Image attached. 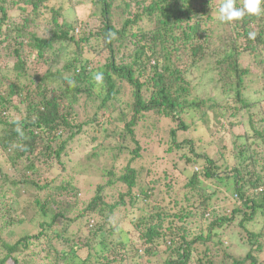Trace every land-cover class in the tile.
<instances>
[{
    "label": "trees",
    "instance_id": "trees-1",
    "mask_svg": "<svg viewBox=\"0 0 264 264\" xmlns=\"http://www.w3.org/2000/svg\"><path fill=\"white\" fill-rule=\"evenodd\" d=\"M52 1L0 0V155L8 162L0 167V264H109L99 253L120 256L119 264H264V102L245 96L254 81L264 93V12L222 23L216 0H90L91 21L70 23ZM215 24L225 33L211 49ZM81 101L95 106L84 122ZM190 114L196 119L186 125ZM147 115L176 125L164 150L179 154L171 170L136 168L135 147L120 169L100 174L102 182L65 167L56 172L83 127L97 133L94 141L114 138L109 151L118 157L123 140L137 144L134 128ZM207 117L221 131L217 139L203 123L207 139L177 140L179 129ZM120 123L123 133H115ZM195 144L216 148L207 154ZM175 167L192 169L182 198L167 183ZM79 178L89 182L84 195ZM125 200L134 230L114 241L108 220L123 214ZM235 221L243 257L228 253L220 237ZM215 255L228 260L216 263Z\"/></svg>",
    "mask_w": 264,
    "mask_h": 264
},
{
    "label": "rangeland",
    "instance_id": "rangeland-1",
    "mask_svg": "<svg viewBox=\"0 0 264 264\" xmlns=\"http://www.w3.org/2000/svg\"><path fill=\"white\" fill-rule=\"evenodd\" d=\"M75 4H78L79 7L76 9L73 8V4L71 5V2L69 0H53L50 2V5L56 7V8H63V15L65 19L70 22L74 23L77 20H87L90 22V17L92 9L94 8L93 5L91 4L90 0H74ZM220 0H216L215 4L219 3ZM132 7H134L132 5ZM18 21V19H16ZM225 33V30L222 31L221 27L218 24L214 25L213 28V37L212 39L209 38V41L206 42L210 48L212 49L215 45L219 44V36ZM244 64L247 63V61L243 62ZM204 69V68H203ZM203 70L199 69L198 73H194L195 77L200 75ZM254 73V72H253ZM205 78V77H204ZM202 78V79H204ZM253 80H255L254 77H252ZM217 92L220 91L219 87L216 89ZM212 95H214V92H212ZM245 96L250 99L251 101H263L264 99V93L261 92V88L259 83L257 82H251V85L248 87L246 90ZM220 93L217 96V99H220ZM83 103L84 106H83ZM264 106V105H263ZM87 110L88 116H90L93 111L95 110V106L93 103L86 104V102L81 101L79 104V109H78V115L80 114V121H86L87 118H85L84 112ZM103 112V111H100ZM16 119H20L21 116L20 114L17 113V115H14ZM79 118V116H78ZM196 119L195 114H190V116L185 117L186 125L191 124V120ZM157 122L155 119H153L150 115L146 116V119L142 120V122L138 123L135 128H134V140L137 142V144L133 143V141H130L128 138L123 140L124 142L122 143V151L118 157H115V155L118 153L109 151V147H115L117 146V142L115 141L114 138H108L104 140V142L100 139L101 136H95V139L97 141L92 140L94 135H97V133H93L92 129L87 128V126L82 128V131L79 133H76V135L69 141V143L66 146L65 149V154L62 158L63 164L57 166L55 169L57 170V173L62 172V168L65 167V172L70 174L72 172L73 175L76 177H80L81 174L86 175V176H95L93 179V183H96L100 181V174L111 167H114L116 169H120L122 165L126 162H128L132 158V153L131 151L135 147H139L138 151V158L132 162L133 166H136V168H149L154 175H157V173L163 172V170H171L172 169V162H177L179 161V154L172 153L171 156H166L164 153L166 146V143H169V137H168V129L170 128H176L175 123H155ZM202 123V125H201ZM210 125V119L203 118V122H199L196 125L189 126V130L186 131L184 129H179L177 132V140L181 142L184 139H192L193 141H198L199 138L202 139H207L208 138V130L206 129L205 126ZM223 123V121H222ZM105 124V123H104ZM210 127V126H209ZM196 129V130H194ZM211 130H213L215 133L216 138L214 137H209V139H217L218 136H220L221 131L215 130L210 127ZM116 132L115 133H123V124L120 123L117 125L115 128ZM234 133L236 135H241L243 133V128L241 126L236 125L234 127ZM76 130L69 131V133H75ZM103 137V136H102ZM209 142L211 140H208ZM122 142V141H121ZM195 148L200 151H204L207 154H212L215 151L216 146L214 144L208 145L207 148H203L202 144H195ZM98 152L100 154H98ZM97 153V157H93L92 154ZM8 164L6 157L4 155H0V167H6ZM192 169L190 170V172ZM189 172V171H188ZM189 172V173H190ZM64 173V172H63ZM187 173V174H189ZM186 173H182L179 171V169L176 172V167L174 169V177L175 179L173 181H170L167 183L172 186L173 190L177 192L178 198L181 197V193H183V190L178 192V190L182 189L185 180H184V175L188 176ZM61 176H57L56 178L60 179ZM54 178V177H53ZM141 181L147 179H155L152 176H141ZM104 181L102 178L100 182ZM74 183L76 184L78 190L81 191V194L84 195L87 193V189L89 188V182L84 181L81 178L79 180H74ZM145 181L143 182V184ZM204 185L207 183L203 182ZM122 188L124 191V186H118ZM208 187V185H207ZM210 187V186H209ZM212 189V186H211ZM121 190V189H120ZM121 190V191H122ZM215 191L217 192V196L220 198L223 197V192L222 189L219 188L218 186L216 187ZM114 196H117V192L114 193ZM125 206L120 209V211H123V214L120 216L116 215V218H110L109 225L107 226V229L109 230L110 227H115L116 230L112 234V239L115 241L117 238L119 239L120 236L122 235L125 237V232L128 231H133V226L129 225L130 218H126L125 213L128 214V212L132 209V206L128 205L127 200ZM111 202H114L112 200ZM225 202V201H224ZM222 201V203H224ZM234 203L236 205L238 204V201L234 199L231 202L227 201L225 202V209L227 210H232L234 207H229L233 206ZM221 209V208H220ZM219 209V210H220ZM228 211V212H229ZM227 212V214H228ZM237 221L234 223L230 224L229 226H225L222 229L221 233V241L222 244L225 246L226 251L234 256H240L243 257L247 251V246L244 244V240L242 239L244 234L241 232L240 228L237 227ZM250 227H253L252 225ZM120 231H123L119 234ZM132 234L131 232L129 233V237H131ZM128 237V236H127ZM116 252L122 253L120 251L119 247H116L115 249ZM79 255L84 256L86 254V251H80L78 253ZM100 256H106L108 257L109 264H119L117 259H120V256H115V254H108V253H99ZM261 258H264V252L261 253ZM115 259V261H113ZM212 260L216 263H220L222 261H226L228 259L224 258L222 255H215L212 256ZM40 260H36L35 264H37ZM113 261V262H112ZM141 264H146V260L141 261ZM139 263V264H140ZM137 264V263H136Z\"/></svg>",
    "mask_w": 264,
    "mask_h": 264
},
{
    "label": "clouds",
    "instance_id": "clouds-1",
    "mask_svg": "<svg viewBox=\"0 0 264 264\" xmlns=\"http://www.w3.org/2000/svg\"><path fill=\"white\" fill-rule=\"evenodd\" d=\"M262 4L264 0H242L240 6H237L236 0H221L218 19L222 23H232L241 21L245 16H258L264 12ZM255 37V32L248 34L249 39H255Z\"/></svg>",
    "mask_w": 264,
    "mask_h": 264
}]
</instances>
